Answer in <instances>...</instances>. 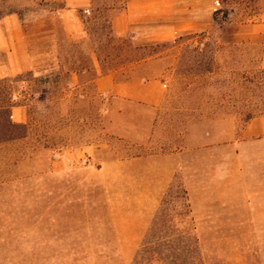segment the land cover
Here are the masks:
<instances>
[{
	"label": "rangeland",
	"instance_id": "1",
	"mask_svg": "<svg viewBox=\"0 0 264 264\" xmlns=\"http://www.w3.org/2000/svg\"><path fill=\"white\" fill-rule=\"evenodd\" d=\"M121 7L122 0H94L83 14V37L69 40L59 18L63 0H0V23L21 29L17 45L3 49L33 65L0 74V264H264V246L249 245L245 231L230 239L219 231L214 246L197 245L179 173L125 259L95 176L100 158L179 150L186 123L220 141L221 160L232 152L223 144L235 137L237 178L259 169L252 161L264 149H254L243 128L264 116V0H220L208 30L149 44L113 36L110 18ZM4 50L0 66L9 57ZM101 74L121 82L160 78L177 98L158 116L142 109L143 119L136 105L97 94ZM13 106L24 109V124L13 122ZM131 127L156 133L136 146L117 135ZM87 146L96 149L90 163L68 160Z\"/></svg>",
	"mask_w": 264,
	"mask_h": 264
},
{
	"label": "crops",
	"instance_id": "2",
	"mask_svg": "<svg viewBox=\"0 0 264 264\" xmlns=\"http://www.w3.org/2000/svg\"><path fill=\"white\" fill-rule=\"evenodd\" d=\"M93 2L63 0L59 18L69 40L83 37V14ZM219 4L220 0H122V7L110 18V27L117 39H129L140 44L168 42L184 33L208 30ZM20 34L19 23L12 20L0 23L2 50L9 44L11 48L15 47ZM4 52L9 57L0 66L3 76L33 69V65L12 56L14 49H5ZM167 86V82L160 78L121 82L112 74H101L94 79V88L99 96L110 94L136 105L140 108L138 117L143 119L147 118L143 110H151L158 116L167 111L165 108L171 98H177V95L172 97L167 93ZM189 97L200 101L199 97ZM190 111H195L199 117L200 110L193 108ZM11 118L17 124L26 122L22 106L12 107ZM152 123L151 120V127ZM197 126L196 123H190V126L186 123L181 127L177 151H150L98 159L95 176L101 184L109 220L125 259L133 257L176 173H179L190 203L198 246H214L219 231H228L229 239L236 236V231H245L249 245L264 246V170L261 168L264 167V153L259 152L253 158L252 165L259 169L252 170L249 179L237 178L235 149L238 143L235 137L223 144L231 147L232 152L221 160L220 141L214 142L213 134L209 132L204 137L198 136ZM130 129L117 135L122 139H132L131 143L136 146L145 147L151 141L149 135L156 133L154 130L147 132L146 127L143 131L141 127ZM243 138L251 140L254 149H264V143L252 141L264 139V116L246 122ZM243 144L247 146L248 141ZM95 150L87 146L69 155L68 160L90 163L88 158ZM99 151L103 157L102 148ZM56 166L60 169L62 160Z\"/></svg>",
	"mask_w": 264,
	"mask_h": 264
},
{
	"label": "trees",
	"instance_id": "3",
	"mask_svg": "<svg viewBox=\"0 0 264 264\" xmlns=\"http://www.w3.org/2000/svg\"><path fill=\"white\" fill-rule=\"evenodd\" d=\"M140 59L136 60L135 62H138Z\"/></svg>",
	"mask_w": 264,
	"mask_h": 264
}]
</instances>
